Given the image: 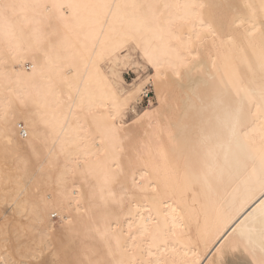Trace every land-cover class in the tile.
I'll use <instances>...</instances> for the list:
<instances>
[{
	"label": "bare ground",
	"instance_id": "obj_1",
	"mask_svg": "<svg viewBox=\"0 0 264 264\" xmlns=\"http://www.w3.org/2000/svg\"><path fill=\"white\" fill-rule=\"evenodd\" d=\"M248 2L258 4L259 0H0V104L11 100L15 108L17 95H23L29 101V118L35 121L34 126L26 125L11 114L7 126L0 120V160L4 164L0 165V206H10L0 212V227L14 229L30 223L21 213L27 207L31 214L36 187L43 181L41 196L63 201L65 207L58 212L73 222L69 225L57 214L61 232L49 235L58 244L69 227L80 228L89 206L82 195L89 187H81L89 165L98 159L105 162V168L125 162L108 125L113 123L109 118L113 105L124 104L129 93L118 95L98 62L115 44L133 40L159 66L158 70L153 67L151 75L157 108L139 118L130 133L128 129L119 132L121 137L129 133L138 140L145 178L141 180L138 174L136 179L151 186L138 197L146 194L158 207L138 199L139 214L133 204L129 215L125 204L119 219L113 217L110 222L113 253L108 258L131 264H201L213 247L202 264H220L232 252L242 255L244 264H259L264 258L260 172L264 46L259 25L255 35L247 38L243 27L234 28L237 39L230 42L227 27L219 23L220 16L230 19L246 11L242 6ZM69 3L87 7H52ZM192 3L203 5L195 10L199 14L195 19L183 7ZM141 4L171 7L158 10L162 15L149 31L141 24L143 10L131 7ZM224 4L236 5L240 11L225 9ZM4 5L17 7L5 9ZM53 27L58 31L57 44L46 58L35 53L29 41L33 45L37 39L45 41ZM169 29L185 42L191 36L192 44L169 40ZM9 31L15 33L11 41L6 35ZM197 35L201 38L196 39ZM25 61L35 65L33 78L24 70ZM133 89L137 94L141 90L139 85ZM236 111L247 133L242 140L231 131ZM33 148L39 150V160ZM69 168L78 171L62 183ZM93 172L88 176L90 184H96L100 174ZM114 189L119 192L118 185ZM52 207L49 202L48 211ZM141 216H150L151 221H142ZM50 217L46 215L35 227L51 228ZM156 222L179 237L168 235L163 243H153L147 235L140 236L142 224L152 229ZM104 226L101 222L100 227ZM92 235L89 244L96 243ZM221 245H226L223 252ZM52 259L47 250L41 257Z\"/></svg>",
	"mask_w": 264,
	"mask_h": 264
},
{
	"label": "snow or ice",
	"instance_id": "obj_2",
	"mask_svg": "<svg viewBox=\"0 0 264 264\" xmlns=\"http://www.w3.org/2000/svg\"><path fill=\"white\" fill-rule=\"evenodd\" d=\"M5 9L15 8L16 5H4ZM20 7H25V5H20ZM47 8L48 6L45 5ZM55 8H67L75 9L78 7H87L85 5H75V4H58L52 5ZM119 7V6H117ZM131 7L143 10L141 12V24L144 30H153L154 24L158 21V16L162 15L158 10L163 7L165 9L171 7V5H156V4H141L132 5ZM183 7L191 10L190 17L195 19L198 17V13L195 11L203 5H198L196 3L184 5ZM222 7L228 10L240 11L238 6L233 4H224ZM243 10L240 11V15L233 14L231 18H226L225 16L219 17L220 25L226 26L228 29V39L230 42H234L237 37L233 33L234 28L243 27L244 36L252 37L255 35L257 25L260 29V37L262 46H264V0H259V3H245L242 6ZM187 19V18H181ZM237 20L239 23L237 24ZM171 23V21H169ZM201 27L203 30V22H201ZM211 25L209 30H211ZM9 41L15 38L14 32L6 33ZM168 39L176 40L180 44L187 43L188 46L192 44V37H188L187 42L180 37L175 31L168 30ZM58 31L53 27L52 32L48 35L45 41L40 39L36 40L35 45L29 41V47L34 48L35 53H38L44 57L49 56V49H55L57 44ZM199 35L196 39H200ZM147 56V52L145 53ZM148 62L152 64L153 67L159 69V66L155 61L148 57ZM262 69H264V62H262ZM119 80L113 81L115 85ZM142 86V85H141ZM261 99L264 101V88L261 89ZM135 96L137 99L136 89L129 92V95L124 98V104H114L113 110L109 112V118L113 121L112 124L108 125V129L111 133V139L118 144L115 147L121 153H124V163L109 165L105 168V162L103 160H97L94 164L89 165V172L84 174L81 181V187L88 185L89 192L82 193L83 196L88 198V208L85 209L86 219H80V228L76 229L69 227L66 230V234L60 238L59 243L55 242V237L49 235L53 231L50 227L46 230L38 229L35 227L36 224L43 223L44 217L61 214L58 209L65 207L63 201H54L51 196L42 197L41 192L43 191V181L37 185L34 198L31 201L32 212L28 213L27 207L21 215L30 221L29 224H18L13 229L9 225L0 227V264H131L129 261H113L108 258L109 254L113 253L112 248V235H110V222L113 217L119 219L120 215L124 212L125 204L128 205V214L131 215L133 209L132 205L136 204L135 211L137 214L140 212L141 205L138 204V199L149 200V202L154 206L158 207L157 202L154 198L148 197L146 194L138 197V193H146L147 189L151 187L150 185H144L137 181L136 176L139 174L141 180L145 178V173L141 169L140 165L142 162V155L139 148L138 140L131 134V126H129V133H126L121 137L119 129L124 126L125 119V107L129 102V99ZM15 103L17 107H13V101L6 100L3 104H0V120H3L5 125L9 124L8 117L11 114L13 119H22V121L28 125H35V121L31 120L29 117L31 112L29 110V101L23 95H17ZM264 107V106H262ZM130 112L131 109L129 108ZM128 119L131 121L132 125L138 123L137 119L129 116ZM119 120L120 124L117 125L115 121ZM242 120L239 111H236L232 117L231 131L234 138L242 140L243 137L247 136V133L243 132ZM127 140V145L124 146V141ZM11 141L9 140L8 143ZM85 155H88L85 153ZM33 156L39 160L40 152L36 148H33ZM80 161H76L79 165ZM115 167L116 171H113ZM93 170H99V175L97 176V183L90 184L88 176L94 174ZM42 171V169H41ZM78 168H69L65 170V174L61 177V182L66 183L70 176H75ZM260 172H261V185L264 187V148L260 150ZM118 185L119 192L115 191L114 186ZM153 192L156 188L151 189ZM43 201V203H42ZM52 203L53 207L51 211H48V203ZM79 203V201L77 202ZM70 210V204L67 206ZM145 211L149 213L152 212V208L145 207ZM77 212L80 211L79 208L76 209ZM173 213L175 209L171 210ZM142 221H151V217H140ZM61 219L67 224L72 225V220L64 217L61 214ZM101 222L104 223V227L101 228ZM173 227H176L175 220H173ZM39 232V240L36 239V235ZM92 235V239L96 242L95 244H89L87 241L89 239V234ZM148 236L153 243H163L168 235H174L179 237V233L165 231L161 229L159 222H156L155 228L150 229L148 223H144L141 226L140 236ZM215 239V237H213ZM209 243L211 241H208ZM119 243V242H117ZM226 245H221L220 251L223 252ZM52 254L53 259L49 261L41 260L45 251ZM261 251L264 252V243H262ZM151 264V262H150ZM157 264H163V262L158 261ZM198 264V262H196ZM220 264H227L226 261L221 260ZM259 264H264V258L259 261Z\"/></svg>",
	"mask_w": 264,
	"mask_h": 264
},
{
	"label": "rangeland",
	"instance_id": "obj_3",
	"mask_svg": "<svg viewBox=\"0 0 264 264\" xmlns=\"http://www.w3.org/2000/svg\"><path fill=\"white\" fill-rule=\"evenodd\" d=\"M103 56L104 57H102V60L98 62V66L104 77L113 87L111 88L114 89L118 95L124 97V95H127L135 86H140L141 90L137 94L139 98H130L124 109V126L120 128V130H129V126H131V131H133L135 125L131 124V121L128 119L129 116L136 118L138 121L139 118L143 117L145 114H149V112L151 114L154 113L157 108V102L151 82L153 66L148 62V57L142 48L133 40L123 41L119 44H115L112 48L106 50ZM24 70L26 73H28V78H33L32 76L36 75L35 65L31 61H25ZM117 76L119 77V80L114 85L113 81L116 80ZM129 108L131 109L130 112L128 111ZM115 123L119 125L120 121L117 120ZM2 164L3 162L0 160V165ZM9 208L10 206L4 203L3 206H0V212H5V210L7 211ZM6 217H9V214L5 215V218ZM49 222L53 232H61V224L59 225L60 219L58 215H52ZM37 228L41 229L39 226ZM212 248L208 250L209 253ZM207 253L204 255L205 257L202 258L200 262L201 264L204 262L206 257L209 256V253ZM228 254L231 255L229 256ZM234 254L237 256V258L239 256V260L234 256ZM227 255L225 254V259L223 258L227 264H244L243 260L240 261V258L243 259V256L237 254V252L227 253Z\"/></svg>",
	"mask_w": 264,
	"mask_h": 264
}]
</instances>
